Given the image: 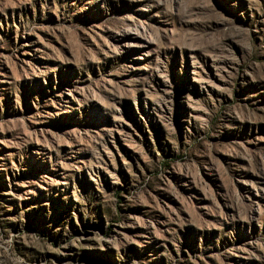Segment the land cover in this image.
Masks as SVG:
<instances>
[{"label":"rangeland","instance_id":"obj_1","mask_svg":"<svg viewBox=\"0 0 264 264\" xmlns=\"http://www.w3.org/2000/svg\"><path fill=\"white\" fill-rule=\"evenodd\" d=\"M0 264H264V0H0Z\"/></svg>","mask_w":264,"mask_h":264}]
</instances>
